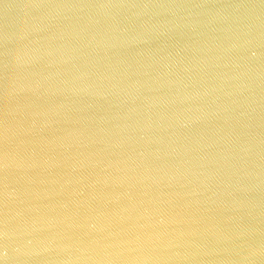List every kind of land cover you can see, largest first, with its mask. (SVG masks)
Instances as JSON below:
<instances>
[{"label":"water","instance_id":"water-1","mask_svg":"<svg viewBox=\"0 0 264 264\" xmlns=\"http://www.w3.org/2000/svg\"><path fill=\"white\" fill-rule=\"evenodd\" d=\"M0 264H264V0H0Z\"/></svg>","mask_w":264,"mask_h":264}]
</instances>
